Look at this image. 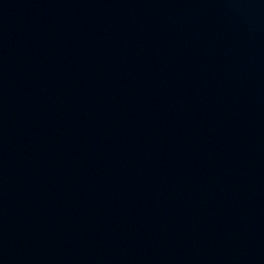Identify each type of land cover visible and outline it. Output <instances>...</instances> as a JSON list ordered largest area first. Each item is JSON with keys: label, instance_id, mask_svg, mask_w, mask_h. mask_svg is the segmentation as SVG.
<instances>
[{"label": "water", "instance_id": "water-1", "mask_svg": "<svg viewBox=\"0 0 264 264\" xmlns=\"http://www.w3.org/2000/svg\"><path fill=\"white\" fill-rule=\"evenodd\" d=\"M0 264H264V0H0Z\"/></svg>", "mask_w": 264, "mask_h": 264}]
</instances>
